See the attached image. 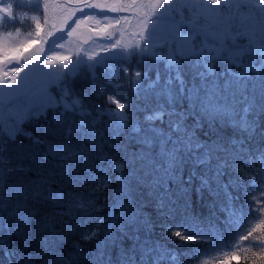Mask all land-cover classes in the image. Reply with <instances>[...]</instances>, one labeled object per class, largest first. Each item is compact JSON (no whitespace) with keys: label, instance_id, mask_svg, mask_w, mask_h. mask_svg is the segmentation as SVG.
I'll list each match as a JSON object with an SVG mask.
<instances>
[{"label":"snow or ice","instance_id":"obj_1","mask_svg":"<svg viewBox=\"0 0 264 264\" xmlns=\"http://www.w3.org/2000/svg\"><path fill=\"white\" fill-rule=\"evenodd\" d=\"M210 3L217 5L219 0H210ZM88 6L85 2L84 7ZM189 6L202 13L217 15L225 23L230 19L223 15L225 11L242 7L254 11L257 30L253 38L258 39L262 47L255 50L250 46H241V35L237 34L233 39L225 28L223 31L206 33L210 39L220 41L224 46L226 55L222 62L228 64L224 71L216 70L219 58L197 51L194 44L183 54L169 58L162 87L159 71L154 80L148 77L146 71H136L135 76L147 79V88L155 90L150 100L154 106L144 111L142 121L136 115L138 107L131 103L127 110L123 105H118L122 110L119 114L106 113L102 108H97L90 122L74 120L69 115L70 112H77L72 103L70 86L65 87L57 97L51 91L52 88L61 91L60 84L65 75L61 79L59 73L55 76L45 74L48 87L40 110L46 120L48 111L53 114L50 123L42 127L46 136L53 139L35 137L31 132L17 127L10 139L0 141V241L5 246L16 244V249H7L10 257L17 255L20 249H32L20 252L18 264H37V261L39 264H113L110 249L117 247V231L127 235L129 225H139L151 232L155 226L151 217L143 211L144 204L137 206L133 195L136 190L146 191L150 201H155L159 216L171 218L177 211L173 207L177 202L174 197H187L194 179L199 181L195 189L198 194L202 196L207 190L209 195L216 196L219 193L212 188V181H219L227 168L239 171L235 164L230 165L229 160L221 158L220 154L226 157L233 148L244 152L245 137L254 136L258 128L256 119L249 120L248 116L264 114V0H259L255 7L252 0L246 4L228 3L220 9L208 7L206 0H190ZM35 27L39 34V22ZM12 52L16 55L13 56ZM133 55H136L135 50ZM140 55L143 57V52ZM50 59L65 61L70 58ZM17 60H22L20 49L0 53V76L9 79L18 76L23 71L18 66L4 70L5 63L11 65ZM183 61L188 63L184 64ZM186 70L191 72L189 80L185 79ZM94 79L93 73L89 78L92 87H95ZM12 83L15 81L12 80ZM250 83L252 94L249 93ZM257 86L259 101L254 95ZM131 88L133 95L139 94L138 81L131 82ZM76 97L80 101L84 99L83 96ZM53 99L67 100V104L57 105L52 102ZM240 102L244 103V107L237 111L236 105ZM79 114L92 115V110ZM104 116L108 118L105 120L102 118ZM190 117L191 124L188 123ZM218 120L226 121L232 129L233 134L227 144L219 138L212 139ZM158 121L162 126L157 124ZM205 123L209 130L201 138L198 133ZM18 135L24 136L28 142L19 140ZM41 145L44 146L43 151ZM258 152V156L249 154L251 158L245 171L249 174L250 184L262 192L264 149ZM213 161H216L214 165ZM185 169L188 170L186 178ZM210 171L211 179L208 175ZM113 183L116 191L112 203L105 205L109 207V215L99 218L94 228L80 233L82 240H95V246L82 251L79 244H73L75 252L70 256L63 255L59 245L65 232H76L80 228V224L73 221L78 217H93V213L100 210L94 199L77 191L78 185L94 184L97 189H106ZM54 184L56 188H53ZM219 187L226 198V204L221 206V211L225 212L223 223L226 228H231L236 197L229 191L230 183L220 182ZM65 188L68 190L65 191ZM49 205L52 211L41 215V209ZM188 206L189 201L185 199L180 215L190 229H178L176 236L181 237L183 233V238L187 240L215 241L218 234L216 226L204 228L199 217L187 211ZM9 218L14 220V227L8 223ZM33 220L36 226L35 244L30 232ZM259 228H264V222L257 225ZM257 229H253V233ZM189 230L198 235H188ZM132 238L136 241L140 239L138 235ZM236 255L233 252L231 257L225 259L230 260ZM118 256L120 264H128L127 253H118ZM131 259L134 260V256ZM171 259L175 262L176 257L171 255Z\"/></svg>","mask_w":264,"mask_h":264},{"label":"trees","instance_id":"obj_2","mask_svg":"<svg viewBox=\"0 0 264 264\" xmlns=\"http://www.w3.org/2000/svg\"><path fill=\"white\" fill-rule=\"evenodd\" d=\"M6 0H0V4ZM143 0H138L136 3L131 5L134 9L138 7L137 5H142ZM169 2V0H157L159 6L156 11L151 10L153 14L163 15V10H167L166 5H163L162 9L160 4L164 2ZM179 0H172L170 7V16L178 17L183 16V23L175 22V24L180 29L179 33L192 34L191 40L195 44L197 51L206 52L201 49L200 41L206 39L217 44L219 47L214 51L211 50L207 53L209 56L217 57L216 70L224 71L228 64L223 61L226 55L224 51V46L221 45L220 41L210 39L206 33H211L214 31H223L225 27L229 24V33L235 38L237 34L241 35V40L239 41L241 46L253 47V43H257V49L259 50L262 45L258 39L253 38V33L257 30V18L254 11L249 10L245 7L239 10L233 9L231 12L225 11L223 15L229 17L225 23L217 15L212 13H202L200 10L195 9V12H199V19L204 20L203 23L206 28H197L196 26L189 23L191 18V13L188 9V4L183 0L178 6L176 3ZM190 1V0H189ZM76 2L75 0H8L7 7L11 10L10 15L7 16L6 12H0V19L6 17L4 20L0 21V37L11 34L12 39H18L20 41V55L23 58L25 50L30 48L37 54L36 61L32 64L31 68L27 72V84L25 85V93L15 96V98L10 99L2 105L0 102V141L10 139L11 133L15 128L20 127L22 130L31 132L35 137H42L48 140H52L51 136H46L44 128L42 125L50 123L52 117V111L47 112V120L43 112L40 110L42 100L45 97V90L48 87L46 82L45 74H55L59 73L60 78L64 79L61 81L60 89L58 91L52 88L51 91L54 97L61 94L65 87L70 86L72 91V103L76 106V113H69L72 119L80 120L83 119L85 122H90L95 115V110L97 108H102L106 113L115 112L121 113V108L118 105H123L124 110H127L129 103L133 106L138 107L136 115L143 120L144 111L150 110L154 104L150 102L153 95V91L147 88L148 80L141 77H136L135 72H147L148 77L151 79L156 78L157 71L161 74V87L163 86L164 77L166 75L165 65L168 63L170 57H175L178 54H183L175 52L171 46L168 48V52L163 47H159L158 52L162 57H156L152 54H143V57H130L129 60L121 59L116 61H107V64L95 63L84 64L77 61L79 58V53L76 49L75 52L69 51L62 54V56L69 57L72 56V61L69 62L65 60L61 62L58 59L48 61L46 56L51 52L52 48L64 47L66 42H68V37L66 35L61 36L62 46L54 47L56 40H60L59 36L55 34V5L58 3H68ZM207 6L210 8L220 9L225 7L228 3H241L246 4L248 0H219L217 5H211L210 0H206ZM255 7L259 3V0H252ZM58 6V5H57ZM130 7V8H131ZM137 15H143L142 10H138ZM155 11V12H154ZM168 11V12H169ZM150 13V14H151ZM166 20L171 21L167 14L164 15ZM79 17V15H78ZM142 18L147 19L146 16ZM220 19L221 21H216L207 27V21L209 19ZM39 22L41 25L40 33L36 32V23ZM143 26V24H142ZM140 34L144 37V32ZM55 36V37H54ZM13 39V40H14ZM141 43L142 39H140ZM26 41H33V43L24 44ZM61 42V41H60ZM248 43V44H245ZM139 44V47L142 46ZM23 48L21 49V46ZM74 46L76 44L74 43ZM158 46V44L156 45ZM226 46V45H225ZM10 47V46H9ZM7 47V48H9ZM5 46L0 47V53H5ZM157 48V47H155ZM12 49H17L12 47ZM219 49L218 51H216ZM137 54H140L138 50ZM16 54V53H15ZM55 57L59 56L57 50L53 53ZM53 54L51 57H53ZM134 62H133V60ZM80 60V59H79ZM47 61V63H45ZM131 61V62H130ZM16 63V62H15ZM182 63L187 64L188 61H183ZM14 63H11L13 65ZM10 65L5 63L4 66ZM259 67V65H257ZM235 71L236 69L233 68ZM66 73V74H65ZM95 74V87L89 83V78L92 74ZM14 77V76H13ZM191 77L190 70L185 71V79L189 80ZM15 78V77H14ZM11 77L9 79L7 76H0V93L5 92L4 96H7L9 86L14 79ZM49 79L51 77H48ZM139 82V94L133 95L131 82ZM16 83H12L13 89H15ZM199 83V81H197ZM34 93L31 94L30 91ZM36 88V89H35ZM158 90V89H156ZM249 93L252 94V85L249 84ZM257 100L259 101V87L257 86L256 92L254 93ZM0 96V100L4 97ZM76 96H83V101H80ZM53 103L57 105L67 104V100H55ZM187 104V101L184 102ZM19 105L26 106V112L22 117L16 118L14 116L16 107ZM15 108V109H9ZM237 111L244 107V103L240 102L236 105ZM88 109L92 110V115L79 114L81 112H86ZM57 107V111H59ZM107 119V116L102 117ZM256 119L258 128L254 136L251 138L245 137L244 140V152H238L235 148L231 149L230 153L225 157L224 154H220L221 158H226L229 160V164H235L239 171H232L231 168L225 169V175L220 177L219 181H212V188L216 189L219 193L216 196H211L208 194L207 190H204L201 196L196 192V187L199 185V181L194 179L191 185V192L185 196L174 197L176 199L175 207L177 211L172 215L171 218H166L164 216H159L155 210V201H150V198L146 195L144 190H136L133 195L137 201V206L144 204L143 211L151 217L154 222V228L151 232L145 231V229L139 225H129L127 227V235H122L119 231L115 233L119 239H117V247L110 249L113 264H120L118 253L128 254V264H153L154 261L157 264H264V228L257 229V225L264 222V191L259 192L260 189L256 186L250 184L249 174L245 169L247 168L248 161L250 160V155H259L258 150L264 149V114L254 113L248 116L249 120ZM167 119V117H165ZM21 120V121H20ZM188 123H192L191 117ZM159 125V121L157 122ZM162 126V125H159ZM208 125L205 123L203 129L198 133L201 138H204V133L207 132ZM232 129L227 125L226 121L218 120L216 122L215 128L213 129L212 139L215 140L219 138L225 144H227L228 138L232 135ZM19 140L23 142H28L24 136L18 135ZM41 150H44V146H40ZM51 158V157H50ZM216 161H213V165ZM188 175V170L185 169L184 177ZM211 179V171L208 173ZM220 182L230 183L229 191L234 197L235 209H234V223L231 228H226L223 223L225 212L221 211V206L226 204V198L223 189L219 187ZM57 185H53L56 188ZM68 189L65 188V191ZM77 191L81 192L85 197L92 198L95 200V204L100 208L98 212L93 213V217H78L74 223H79L80 228L76 232H65L64 239L60 242L59 249L60 252L65 256H70L75 252L73 244H79L82 251H88L95 246L96 241H85L80 238V233L85 229H92L99 222V218L109 215V207L105 206L111 205L112 198L116 191L115 183L111 184L106 189H97L94 184L89 185H78ZM107 197V200L105 198ZM185 199L189 201V206L187 211L192 212L199 217L204 228H208L209 225H215L217 228V237L215 241H205L201 242L199 240H187L176 236V231L178 229L189 228L186 222L181 220V206L184 204ZM150 201V202H149ZM58 211L62 209H57ZM52 207L49 205L47 208L41 209V215L45 212H51ZM66 219V218H65ZM8 223L15 226L14 220L9 218ZM168 226H171L169 228ZM59 228V225H57ZM104 227V225H101ZM253 229H257L253 233ZM30 232L33 237V242L35 244L36 226L35 221L31 223ZM252 233L251 235H249ZM188 235H198L192 230H189ZM135 235L139 236V241L134 240L132 237ZM247 236L248 239H244ZM16 249L15 243H10L4 245L3 241H0V264H18L20 261L21 251H32V249L17 251V255H9V250ZM151 250V251H149ZM235 252L237 255L232 257L230 260H226L225 257H231V254ZM171 255L176 257L175 262L172 261ZM134 256V260L131 257ZM143 257V259H142ZM158 258V259H157ZM39 264V261H37Z\"/></svg>","mask_w":264,"mask_h":264},{"label":"rangeland","instance_id":"obj_3","mask_svg":"<svg viewBox=\"0 0 264 264\" xmlns=\"http://www.w3.org/2000/svg\"><path fill=\"white\" fill-rule=\"evenodd\" d=\"M75 1L76 2L68 3L66 5L64 3H58V6L55 5V8L58 10L55 11L56 19L54 35L57 37L59 36L60 40H56L54 47H58L60 45L62 46L63 42L61 36L63 35L68 37V42H66L63 48H52L51 52L48 54L49 56H46L50 62L51 60H54L50 58L55 57L53 54L55 50H57L59 54L57 57H65L66 55L62 56V54L66 53L67 49H69L70 52H75L77 49L79 53V58H77V61L87 65H94L95 63H101L105 65L107 64V61L117 62L121 59L129 60L132 56H135L136 58L140 57L141 55L137 54V52H139L138 50L143 52L145 55L150 53L153 56L162 57L164 54H160V52H158L159 47H165L164 49L168 51L169 46H171L175 52L177 51L179 53H184L188 50L189 46L193 45L191 40L192 34L179 33L180 29L175 24L177 21L173 20L177 19L182 21L180 23L185 24L183 23L184 19L182 15H180L179 18L174 16L169 17L172 22L165 19L166 17L164 15L167 14L170 16L169 6L171 5L172 0H169V2L165 1L164 3L160 4L161 9L163 5H166L167 10L169 11L163 10V15H159L158 13L153 14L150 12V9L156 11L157 7L159 6L157 0H143L141 2L142 5L138 4V7H136V9H140L144 12L143 15L139 16L137 15L138 13L136 9H134L133 6L131 7V5L136 3L138 0ZM182 1L183 0H179L176 5L178 6ZM85 2L88 3V7H84ZM185 2L188 4V9L191 13L189 23L196 26L197 28L204 27L206 23L204 20L199 19V12H195V9L189 6V0H185ZM7 3L8 0L3 1L0 4V12L2 13L4 11L6 12L7 16H9L11 10L7 7ZM92 5H97V7H93ZM143 16H146L147 19L145 20V18H142ZM6 17H2L0 21L4 20ZM211 19L207 21V25ZM203 23H205V25ZM227 25L228 26L225 28H227L229 32V24ZM101 29L105 30L101 31ZM144 29L145 33L143 37L142 35L140 36V34ZM230 37L232 38L233 35L230 34ZM13 39L11 35H5L2 36V38L0 37V47H6L5 53L13 50L12 47L17 49L20 47V41L18 39ZM140 39H142L143 44H140ZM74 43L76 46H74ZM200 43L201 49H204L207 53H209L211 50L214 51L219 47L217 44L206 40L205 38H201ZM139 44L142 46L139 47ZM157 44L158 46H156ZM252 45L255 47L254 49H257L258 46H260L253 42ZM133 50H135L136 55H133ZM218 50L219 49L216 51ZM25 51L26 52L22 60H17L13 65L4 66V70H9L10 66L12 68L18 66L22 68L23 71L20 72L18 76H14L15 78L12 77L17 83L15 89H13L12 83L10 84V90L8 89L7 91V94H9L8 97L4 96L5 92L0 93L1 97L4 96L0 100L2 105H5L7 101L15 98V96L25 93V85L27 84V80L29 81L27 72L29 71V68H31L34 61H36L35 57L37 56V54L34 53V51L30 48L26 49ZM52 54L53 57H51ZM12 55L15 56V52H12ZM69 58L70 59H68V61L71 62L72 56H69ZM30 93H34L33 88ZM26 108H28L27 105L17 106L15 112H13L14 116L16 118L22 117L26 112ZM9 109L15 108L9 107ZM0 118L2 119L1 114Z\"/></svg>","mask_w":264,"mask_h":264},{"label":"water","instance_id":"obj_4","mask_svg":"<svg viewBox=\"0 0 264 264\" xmlns=\"http://www.w3.org/2000/svg\"><path fill=\"white\" fill-rule=\"evenodd\" d=\"M170 17H171V16H170ZM173 20L179 21V20H177V19H173ZM215 21H221V20H220V19H217V18L211 19V20L209 21L207 27H209L210 24H211L212 22H215Z\"/></svg>","mask_w":264,"mask_h":264}]
</instances>
